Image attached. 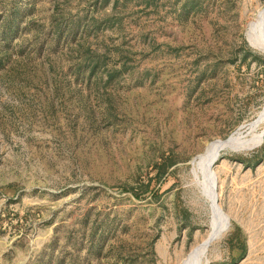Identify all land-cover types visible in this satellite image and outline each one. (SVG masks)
Segmentation results:
<instances>
[{"label":"rangeland","instance_id":"374dc122","mask_svg":"<svg viewBox=\"0 0 264 264\" xmlns=\"http://www.w3.org/2000/svg\"><path fill=\"white\" fill-rule=\"evenodd\" d=\"M262 27L264 0H0V264H264Z\"/></svg>","mask_w":264,"mask_h":264},{"label":"water","instance_id":"95a60500","mask_svg":"<svg viewBox=\"0 0 264 264\" xmlns=\"http://www.w3.org/2000/svg\"><path fill=\"white\" fill-rule=\"evenodd\" d=\"M262 135L264 136V127H263V129H262ZM211 180L213 181V193H214V200L215 201H217V198H216V180H215V176H214V174H213V172L211 173ZM225 219L227 220V221H229V218L226 216L225 217Z\"/></svg>","mask_w":264,"mask_h":264},{"label":"bare ground","instance_id":"6f19581e","mask_svg":"<svg viewBox=\"0 0 264 264\" xmlns=\"http://www.w3.org/2000/svg\"><path fill=\"white\" fill-rule=\"evenodd\" d=\"M255 24H256V23H255ZM262 28H263V27H262ZM263 29H264V28H263ZM256 30H257V29H256ZM259 30H260V28H259ZM252 32H253V31H252ZM257 33L259 34V32H257ZM261 33H262V32H261ZM253 35H254V33H253ZM255 35H256V33H255ZM255 35H254V36H255ZM256 36H257V35H256ZM252 37H253V36H252ZM258 37H259V36H258ZM256 42H257V41H256ZM263 115H264V114H263ZM219 144H220V145H219ZM222 144H223V143H218V147H222ZM218 147H217V148H218ZM225 147H226V146H225ZM217 151H218V150H217ZM210 155H211V154H210ZM206 157H207V156H206ZM205 161H206V160H205ZM208 163H209V162H208ZM211 187H212V186H211ZM215 191H216V190H215ZM211 193H212V192H211ZM213 194H214V193H213ZM213 198H214V197H213ZM214 199H215V198H214ZM215 207H216V206H214V209H215ZM217 207H218V206H217ZM215 212H216V211H215ZM207 242H209V241H206L205 243H207ZM202 249L204 250V247H203ZM203 250H202V251H203ZM200 253H201V250H200ZM197 255H198V254H197ZM197 255H196V256H197ZM200 256H201V255H200ZM191 260H192V259H191ZM198 260H199V259H198ZM189 264H191V263H189Z\"/></svg>","mask_w":264,"mask_h":264},{"label":"trees","instance_id":"16d2710c","mask_svg":"<svg viewBox=\"0 0 264 264\" xmlns=\"http://www.w3.org/2000/svg\"><path fill=\"white\" fill-rule=\"evenodd\" d=\"M154 194H156V191L154 192Z\"/></svg>","mask_w":264,"mask_h":264}]
</instances>
